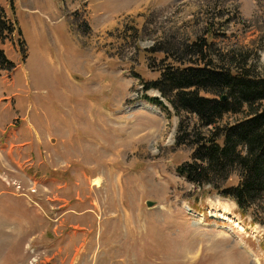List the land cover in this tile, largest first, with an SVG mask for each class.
Returning a JSON list of instances; mask_svg holds the SVG:
<instances>
[{"label":"rangeland","instance_id":"1","mask_svg":"<svg viewBox=\"0 0 264 264\" xmlns=\"http://www.w3.org/2000/svg\"><path fill=\"white\" fill-rule=\"evenodd\" d=\"M0 19V264H264V226L178 172V117L144 101L172 110L144 89L151 49L207 22L264 67V0H0Z\"/></svg>","mask_w":264,"mask_h":264},{"label":"trees","instance_id":"2","mask_svg":"<svg viewBox=\"0 0 264 264\" xmlns=\"http://www.w3.org/2000/svg\"><path fill=\"white\" fill-rule=\"evenodd\" d=\"M206 26L207 37L152 47L164 57L158 64L149 62L160 76L144 82V89L156 90L172 110L158 97L146 94L144 100L161 107L168 118L178 117L175 142L192 149V160L179 165L178 172L234 201L243 219L252 217V225L264 226V67L251 50L220 48L212 24ZM20 47L25 60L21 37ZM17 66L0 49V76ZM234 175L237 183L228 184Z\"/></svg>","mask_w":264,"mask_h":264},{"label":"water","instance_id":"3","mask_svg":"<svg viewBox=\"0 0 264 264\" xmlns=\"http://www.w3.org/2000/svg\"><path fill=\"white\" fill-rule=\"evenodd\" d=\"M226 98H227V96L224 95L221 99H222V100H225ZM147 205H148V206H152V205H154V202L149 200V201H147Z\"/></svg>","mask_w":264,"mask_h":264},{"label":"bare ground","instance_id":"4","mask_svg":"<svg viewBox=\"0 0 264 264\" xmlns=\"http://www.w3.org/2000/svg\"><path fill=\"white\" fill-rule=\"evenodd\" d=\"M144 106H147V105H144ZM190 210H192V209H190Z\"/></svg>","mask_w":264,"mask_h":264}]
</instances>
